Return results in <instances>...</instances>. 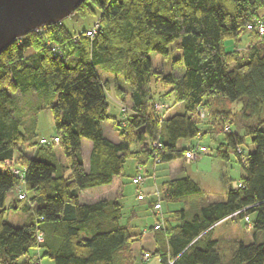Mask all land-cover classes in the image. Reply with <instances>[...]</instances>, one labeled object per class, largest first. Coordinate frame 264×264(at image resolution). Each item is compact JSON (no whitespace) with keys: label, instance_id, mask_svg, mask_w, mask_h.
I'll use <instances>...</instances> for the list:
<instances>
[{"label":"trees","instance_id":"16d2710c","mask_svg":"<svg viewBox=\"0 0 264 264\" xmlns=\"http://www.w3.org/2000/svg\"><path fill=\"white\" fill-rule=\"evenodd\" d=\"M89 2L100 10L96 38H87V31L73 36L59 25L46 28L45 38L30 35L0 56V167L19 152L33 205L25 203L29 212L22 226L6 222L7 213L19 208L17 197L10 208L7 202L20 181L9 169L0 171V264H34L32 252L38 247L54 264H136L133 247L144 234L133 230V219L123 226L120 204H82L80 193L112 185L129 159L140 167L155 159L161 164L184 159L187 147L203 134L200 111L222 128L230 126L229 112H224V119L209 112L211 99L242 102L243 118L256 122L245 128L251 151L243 149L246 137L235 134L217 149L220 160L236 156L245 173L241 187L229 189L226 201L207 203L192 216L177 212L179 226L164 219V229H152L154 255L161 264H264V240L258 241L264 233V36L248 30L259 21L264 24L259 16L264 0H91L79 8V16L94 12ZM243 32L251 36L246 56L226 53L225 40L239 42ZM176 41L182 57L173 62L169 74L155 72L151 54L166 56ZM46 43L57 46L60 56L54 57ZM30 50L35 54L27 56ZM118 77L128 87L127 94ZM153 82L166 91L157 98ZM112 88L124 109L130 108L122 120L126 127L115 125L119 143L107 139L102 129L110 120L107 95ZM31 93L53 112L69 177L59 170L51 147L42 148L50 153L41 154L40 149L33 157L18 148L29 141L22 132L24 110L13 100L16 94ZM128 95L130 107L125 104ZM170 97L184 113L162 120L155 102L167 104ZM83 140L92 143L89 171ZM155 142L163 149H152ZM202 194L200 184L186 178L171 181L164 198L175 203ZM231 217L237 223L252 218L254 242H238L224 257L213 233L217 224ZM38 232L45 239L41 246Z\"/></svg>","mask_w":264,"mask_h":264},{"label":"rangeland","instance_id":"374dc122","mask_svg":"<svg viewBox=\"0 0 264 264\" xmlns=\"http://www.w3.org/2000/svg\"><path fill=\"white\" fill-rule=\"evenodd\" d=\"M91 1V0H90ZM93 13L81 17L77 14L65 20L62 26L71 34V35H79L84 32L91 31L100 20V10L96 7L93 2H89ZM259 16L264 20V8L259 12ZM43 31V32H42ZM40 32L41 38L46 37L45 29ZM264 39V38H263ZM239 42H236L233 39H227L224 42L225 52L233 53L240 52L242 56H246V52L249 50L251 45V36L249 32H243L239 39ZM46 46L49 49V46ZM180 41H176L169 48V53L166 56L158 55L155 53L151 54V60L153 63V70L155 72L163 73L164 75L169 74L173 62L182 57V53L178 50V46ZM35 54L33 50L27 52V56H32ZM111 82L114 81V77H110ZM117 81V80H116ZM118 82L121 86H123L126 90V94L128 91V87L123 82V78L118 77ZM153 89L156 95L164 94L166 91L160 86L154 84ZM125 104L127 106H131L130 96L128 95ZM14 105L15 107H19V109L24 110L25 116L24 127L22 128V132L27 135L28 143L24 145H19L18 148L23 151V154L27 157H32L34 153L38 152L40 149L41 154H48L49 151H42L41 146H39V142L42 139H51L56 134L54 115L50 108L44 109L41 107L40 99L35 93H31L28 96H22L20 94H16L14 96ZM108 102H109V111L108 116L110 120L104 122L102 124L103 130L106 133L107 137L113 139L114 137L120 136L119 130L123 127L122 120L125 119L127 112L130 108L124 109V105L118 103L115 99V95L113 91L108 94ZM160 102V101H156ZM171 110L169 113L164 114L163 119H168L175 114L184 113V107L182 105H175V101L173 97H170L167 101ZM243 108L242 102L232 103L229 100H220V99H211V105L209 106V112L213 116H218L220 119H224L226 114L224 112H229L228 118L230 120L227 122L231 126V134H226L224 132L225 128L219 124L220 122H212V120H208L207 118L204 120L200 116V121L202 124L199 125L202 132H205L203 140L200 141L196 139L192 142L193 145L204 146L208 149L207 155H205L201 160H197L192 163H188L185 159H182L179 163V167L183 170H187L189 172L190 177L200 184L203 189V194L194 199L187 200L184 205L186 209L189 211L188 213L192 216L199 212V209L210 202L220 201L223 198V194H225L229 189L234 188L237 189L238 185L241 182L242 177L245 175L244 170L238 163V160L235 155H231L230 161H223L218 158L217 149L218 147L226 142L228 135H238L242 137H246V147L243 149L246 153L252 148L251 140L247 137L245 128L248 126H253L256 122L245 120L241 115V110ZM123 112V114H122ZM217 112V114H216ZM222 113V114H220ZM222 115V116H221ZM118 122L119 128H116V123ZM126 124V123H125ZM219 124V125H218ZM127 125V124H126ZM30 129L28 130L27 128ZM227 127V126H226ZM204 135V134H203ZM199 142V143H198ZM87 144H91L88 140H84V155L87 153ZM185 146V145H183ZM45 150L49 148H43ZM52 154L57 157L56 165L59 167L61 173L69 172L67 169L68 163L66 157L61 150L60 147H51ZM135 148H133L134 151ZM251 151V150H250ZM19 153V152H18ZM17 153L16 159H14L15 165L18 169L22 170V167L19 166ZM12 161V162H13ZM11 162V161H10ZM9 162L5 163L4 166L0 167V171L5 169H9ZM154 163L151 161L146 167H143V175L144 181L140 187H137L133 184V179L139 175L137 170L139 168L137 161L134 159H129L124 166V173L120 177L119 181L123 187V197L120 198L121 204L123 205V220L121 225H126L128 220L132 218L131 227L133 230L138 233H144L147 231V234L144 237L135 243L134 246V254L136 258V264H161L159 257L155 256V248L156 241L155 236L156 233L153 232V228L161 219V217L156 216V212L153 210V203L160 201L163 210L162 220L169 219L172 222V225L176 227L178 225L176 219L173 217L174 211H181L185 209V206L182 202L179 203H171L167 202L164 198V194L162 192L163 175L162 171L164 168H168L169 165L160 164L157 167V186L161 191L160 200L159 198L154 196V194L150 192V190H146V187L151 188L155 186V182L152 179V174L154 173ZM224 179V180H223ZM110 190V189H108ZM144 194L145 199L143 201L138 200L139 194ZM14 195L16 193H13ZM12 194V195H13ZM11 195V196H12ZM10 196V197H11ZM17 197V196H16ZM20 202V201H19ZM25 203H21L19 205L18 210H11L6 215V222L9 224L20 227L22 225V220L26 217V214L29 212L26 211L24 207ZM172 216V217H171ZM252 220V218H251ZM165 222V220H164ZM232 227H224L223 229H219L217 232L214 230V233L218 235H229L233 233H237V238L241 239L243 243L250 244L254 242V233L252 229L249 228L248 225L244 222H239L237 225H233ZM218 237V236H217ZM233 237H225L219 243V251L222 253L224 257H229L231 254V246L234 245L232 243ZM264 240V233L258 236V241L262 242ZM147 252H150L154 255L150 260L143 261V255ZM34 255V260L40 259L39 262L41 264H54V262L45 257L43 251L39 254L36 253V250L32 252V256ZM40 257V258H39Z\"/></svg>","mask_w":264,"mask_h":264},{"label":"water","instance_id":"95a60500","mask_svg":"<svg viewBox=\"0 0 264 264\" xmlns=\"http://www.w3.org/2000/svg\"><path fill=\"white\" fill-rule=\"evenodd\" d=\"M90 0H0V56L30 35L62 25ZM146 149L149 143L145 142Z\"/></svg>","mask_w":264,"mask_h":264},{"label":"built area","instance_id":"2783aa9c","mask_svg":"<svg viewBox=\"0 0 264 264\" xmlns=\"http://www.w3.org/2000/svg\"><path fill=\"white\" fill-rule=\"evenodd\" d=\"M256 29L258 34L260 36H264V24L263 22H257L254 25H251L248 27V30H254ZM100 32V26L99 24H97L91 31H88L86 33V37L90 38V39H94L96 38V36L98 35V33ZM40 33V32H39ZM49 50L52 52L54 57H59L60 56V52H59V48L53 44H49ZM156 112L161 116L162 120H163V116L164 114H167L170 112L171 108L169 106V104L163 103V102H155V106H154ZM199 116L202 119H206L207 118V114L205 112L200 111L199 112ZM123 127H126L125 122H123ZM231 127L227 126L225 127L224 132L226 134H231ZM61 145V138L60 136H54L51 139L47 140V139H42L39 142V146L43 147V148H47V147H60ZM150 147L154 150L160 151L163 149V146L160 142H155L153 144L150 145ZM239 155H244V151L242 148H238L237 150ZM208 153V149L205 148L204 146H200V145H192L190 144L187 147V151L185 153V161L188 163H192L195 162L197 160H201L205 155H207ZM155 166L157 167L158 165H160V161L158 159H155ZM9 170L10 172L14 175L15 178H17L20 181V185L18 186L17 190H16V196H17V200L22 202V203H28L30 205V207H33V205L31 204V198L30 195L27 192V187H26V181H25V175H26V169H18V167L15 165L14 161L9 162L8 164ZM143 172V167L138 168L137 173L139 175H137L134 179H133V184L137 187H140L143 184L144 178L143 175L141 174ZM241 187V185H239ZM160 200V197H158ZM145 199L144 194H139L138 195V200L139 201H143ZM154 211L156 212V216L161 217L160 220H158V222H156L155 226H154V230L155 231H159L164 229V220H162V204L160 201H158L155 206H154ZM245 223L246 225L249 226L250 229H252L253 227V223L250 217H246L245 218ZM144 235L147 234V231H144L143 233ZM37 246H41L42 244H44L45 239L44 236L38 232L37 233ZM38 252V254L41 252L40 248L38 247L36 250V253ZM40 258V257H39ZM151 259V256L149 253H145L143 255V261H148ZM40 259L35 260L34 264H41V262H39Z\"/></svg>","mask_w":264,"mask_h":264},{"label":"crops","instance_id":"0c3cea01","mask_svg":"<svg viewBox=\"0 0 264 264\" xmlns=\"http://www.w3.org/2000/svg\"><path fill=\"white\" fill-rule=\"evenodd\" d=\"M113 91V93H114V90H113V88L108 92V94H110L111 92ZM114 95H115V93H114ZM108 96V95H107ZM115 99L118 101V103H120V101H119V99L116 97V95H115ZM125 99H128V98H125ZM108 104H109V102H108ZM176 115V114H175ZM102 129H103V127H102ZM104 131V130H103ZM203 134H202V136H201V138L199 139L200 141H202L203 140V138H204V136L206 135V133L205 132H202ZM104 134H105V136H106V138L107 139H109L110 141H112V142H114V143H119V141H120V138H119V135L117 136V138L116 137H114L113 139H110L109 137H107V135H106V133L104 132ZM56 135V134H55ZM90 142V141H89ZM199 143V142H198ZM201 144V143H200ZM199 144V145H200ZM88 146H87V154L86 155H84V152H83V150H84V140L82 141V152H83V161H84V165H85V170L86 171H89V166H90V155H91V151H92V143L89 145V144H87ZM182 145H184L183 143H182ZM36 153H34V155H35ZM33 155V156H34ZM32 156V157H33ZM51 157V156H50ZM49 158V156H47V159ZM55 158L57 159V157L55 156ZM181 162V160H179V161H174V162H171V163H166V164H164V165H169V167L168 168H164V170L162 171V177H163V181H164V183H163V185H162V192H163V194H164V192H165V189H166V187H167V185L171 182V181H174V180H183V179H186V178H190V179H192L191 177H190V175H189V172L185 169V170H183V169H181L180 167H179V163ZM154 165V173L152 174V176H150V177H152V179L154 180V182H155V186H153V187H151V188H148V187H146V190H150V192H151V194L153 193L154 194V196H156V197H160L161 196V191H160V189H159V187L157 186V167L159 166H155V164H153ZM63 175H65V176H67V177H69L70 176V174L68 173L67 174V172L65 173V171H64V173H63ZM119 179H120V177H117V178H115L114 179V181H113V183H112V185H110V186H106V187H100V188H94V189H90V190H85V191H83V192H81L80 193V202L82 203V204H92V203H97V202H99V201H103V200H105V201H108V202H116V203H118V204H120L122 207H123V205L121 204V201H120V198H122L123 197V187H122V184H121V182L119 181ZM193 180V179H192ZM196 182V181H195ZM199 184V183H198ZM108 189H110V190H108ZM203 190V189H202ZM226 194H227V192L225 193V194H223V198L220 200V201H216V202H224V201H226ZM198 197H200V196H197V197H191V198H187V199H183V200H180V201H177V202H175V203H179V202H182L183 203V205H184V203L185 202H188L187 200H190V199H194V198H198ZM16 198V194L14 195H12L11 197H9L8 198V202H7V206L10 208L12 205H13V202H14V199ZM157 203V201L156 202H154L153 203V205L154 204H156ZM171 203H173V202H171ZM210 203H212V202H210ZM214 203V202H213ZM185 206V205H184ZM124 208V207H123ZM202 208V207H201ZM200 208V209H201ZM199 209V210H200ZM154 210V209H153ZM162 210H163V206H162ZM184 211H186V213H188L189 211L186 209V206H185V209H184ZM177 212H179V211H174V213H173V217L176 219V213ZM27 217H28V213L26 214V217L22 220V225L26 222V219H27ZM172 217V216H171ZM234 218L235 217H231V218H228V219H226V220H224L223 222H220L219 224H217L216 226H215V231L217 232L219 229H223L224 227H232V229L233 230H235V228H233V225H237V222L236 221H234ZM175 222H177L178 223V225L177 226H179L180 225V222H179V220L178 219H176V221ZM21 225V226H22ZM175 226V225H174ZM216 232L215 233H213L214 235H213V239L214 240H216V241H222L225 237H233L234 239L232 240V243L235 245V244H237L238 242L240 243V242H243V241H241V239H239V238H237V233L235 232V233H233V234H230L229 233V235L227 236V235H217L216 234ZM218 236V237H217ZM234 245H232V246H234ZM231 246V247H232ZM157 250V245H156V248H155V251ZM133 251H134V247H133ZM43 254H44V252H43Z\"/></svg>","mask_w":264,"mask_h":264}]
</instances>
